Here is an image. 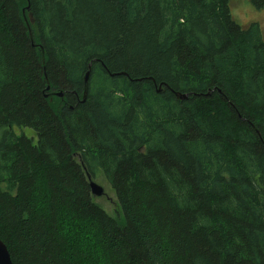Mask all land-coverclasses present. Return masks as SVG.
<instances>
[{"label": "trees", "instance_id": "1", "mask_svg": "<svg viewBox=\"0 0 264 264\" xmlns=\"http://www.w3.org/2000/svg\"><path fill=\"white\" fill-rule=\"evenodd\" d=\"M0 239L13 264H264L259 22L232 0H0Z\"/></svg>", "mask_w": 264, "mask_h": 264}, {"label": "rangeland", "instance_id": "2", "mask_svg": "<svg viewBox=\"0 0 264 264\" xmlns=\"http://www.w3.org/2000/svg\"><path fill=\"white\" fill-rule=\"evenodd\" d=\"M232 16L240 24H247L252 21H257L262 26L264 32V8L256 9L253 7L248 0H232ZM93 86L95 89L99 87V77H94ZM116 96H120L119 93H116ZM16 135L24 134L27 137L35 139V134L32 130L28 128H14ZM93 179L101 184L106 192L105 195L94 198V201L97 202L105 211L116 218H120L122 213L116 203V198L113 189L111 188L108 179L101 167L94 168ZM115 202V204L111 201ZM78 228L73 227L69 230L70 234L76 236Z\"/></svg>", "mask_w": 264, "mask_h": 264}, {"label": "water", "instance_id": "3", "mask_svg": "<svg viewBox=\"0 0 264 264\" xmlns=\"http://www.w3.org/2000/svg\"><path fill=\"white\" fill-rule=\"evenodd\" d=\"M26 10L29 13L28 14V19L30 20L31 23H33L34 19L32 17V14L30 13L29 5H27ZM89 68H90V65H89ZM115 74H122V73L121 72L120 73L119 72L118 73H112L111 75H115ZM89 77H90V70H88L85 73V75H84V90H83V95H82L81 101H84L86 99V95L88 93V80H89ZM48 89H49V86H47V90ZM162 90H163L162 85H159V88L157 89V92H161ZM173 93L175 95V98L177 100H179V101H183V100L187 99L188 96H189L187 93H182V92H179V91H174ZM52 94H55V95L63 97V92H61V91L60 92H55V93H49V95H52ZM73 155L75 157H78L79 164L83 168V171H84V173L86 175V179H87V182H88V185H89V188H90L91 196L93 198H97V197L105 195L106 192L104 191L103 186L93 179L91 173L87 170V168H86V166H85L80 154L77 152V153H74ZM113 203L115 204V202H113ZM0 264H13L11 256L9 254V251L7 249V246L5 245V243L1 239H0Z\"/></svg>", "mask_w": 264, "mask_h": 264}, {"label": "bare ground", "instance_id": "4", "mask_svg": "<svg viewBox=\"0 0 264 264\" xmlns=\"http://www.w3.org/2000/svg\"><path fill=\"white\" fill-rule=\"evenodd\" d=\"M113 76V75H112ZM58 96V95H57ZM61 97V96H60Z\"/></svg>", "mask_w": 264, "mask_h": 264}]
</instances>
